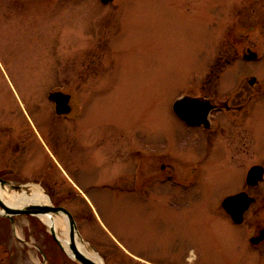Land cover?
<instances>
[{"label":"rangeland","instance_id":"rangeland-1","mask_svg":"<svg viewBox=\"0 0 264 264\" xmlns=\"http://www.w3.org/2000/svg\"><path fill=\"white\" fill-rule=\"evenodd\" d=\"M255 7L261 19L264 0H0V124H25L26 110L48 113L52 134L35 138L36 159L51 163L55 154L66 174L29 178L50 187L51 201L72 213L85 248L98 251L105 264H138L140 256L158 252L178 264H197L205 252L218 264V251L233 258L245 232L219 203L243 184L244 166L264 152V141L258 142V157L241 167L216 149L201 182L185 183L187 188L161 180L138 195L108 185L134 169L128 144L143 145L145 171L161 151L176 172L178 162L165 151L189 161L201 157L200 142L180 143L185 129L171 105L201 78L208 61L237 41ZM259 52L260 60L226 66L219 90H231L245 72L263 78L264 38ZM57 89L80 107L74 124L57 123L47 97ZM64 140L82 143L72 160L61 157ZM14 224L12 229L0 219V234L13 249L38 245L61 264L57 243L35 216L18 215Z\"/></svg>","mask_w":264,"mask_h":264},{"label":"flooded vegetation","instance_id":"flooded-vegetation-1","mask_svg":"<svg viewBox=\"0 0 264 264\" xmlns=\"http://www.w3.org/2000/svg\"><path fill=\"white\" fill-rule=\"evenodd\" d=\"M257 11L255 7L248 27L239 28L238 32H235L237 41L230 43L231 47L224 49V53L221 50L224 56L219 55L210 63L208 61L201 78L193 81L186 91L178 94L171 105L173 114L185 129L180 135V143H185L186 140L195 144L200 142L203 146L201 157L195 161H189L165 151L166 155L178 162L180 172H176L165 161L162 151L157 158L154 157L156 155L148 153L155 159L152 163L154 170L157 168L160 173L152 171L153 168L145 171L146 152L142 148L143 145L131 147L128 144L126 153L133 162L134 169L130 175H124L120 181H116V184L108 185L110 188H120L124 192L139 195L146 189H150L153 183L161 180H171L175 182V185L187 188L188 185H184L185 183L191 186L198 181L201 182L202 173L205 172L203 168L209 164L210 159L215 157L216 149H220L222 157L240 167L243 160L258 157L256 153L258 142L264 141V136L259 133L261 129H258V124L264 117V77L259 78L252 71L245 72L231 90H219L226 66L232 65L238 59L255 61L263 57L259 49L264 38V10H262L261 19H258ZM182 96H188L189 100L187 105L180 107L179 112L174 104ZM48 100L53 104L55 111V101L49 97ZM73 102L70 94V111L60 114L54 112L56 119L59 120L57 123L61 121L60 124L63 125L64 121L70 124L76 122L80 107H76ZM24 114L26 123L23 125L20 123L14 127L0 124V179L11 181L14 185H23L29 182V177L34 174L43 178L57 175L63 178L64 167L55 154L51 163L45 161V164H42V160L36 159L38 148L35 145V138L41 140L43 136L46 138L50 133L52 134L53 123L51 126L48 113H33L35 114L33 116L26 110ZM53 118L55 119L54 116ZM186 131L191 133L190 139ZM262 133L264 134V131ZM78 143L81 146L80 140L61 141L60 147L64 152L61 157L72 160L71 157L78 154V151H75ZM72 152L74 154H71ZM259 155L256 159L258 161L253 160L247 165L244 163L243 184L224 195L246 191L253 197V201L248 205L239 223L234 222L226 214L234 226L244 229L245 234L243 239L237 241L233 258L230 254L224 256L218 251V254L222 256V264H264V152ZM237 159L242 160L235 161ZM158 162L160 163L157 167ZM255 165H261L262 173L259 180L252 184L247 182L246 176L249 169ZM40 184L45 189L50 188L47 184L42 182ZM71 186L70 184L69 187ZM219 204L222 211L226 213L221 207V200ZM6 220L10 224L9 220ZM4 237L5 235L0 234V264H24V262L25 264H60L55 259L53 262L50 261L42 249L20 251L13 249L12 242ZM21 240L26 242L25 238ZM202 255L197 264H218L213 261L208 252ZM26 258L31 263L25 260ZM60 261L61 264H79L70 258L67 261L64 255ZM176 261L173 257L158 252L154 255L140 256L138 264H178Z\"/></svg>","mask_w":264,"mask_h":264},{"label":"water","instance_id":"water-1","mask_svg":"<svg viewBox=\"0 0 264 264\" xmlns=\"http://www.w3.org/2000/svg\"><path fill=\"white\" fill-rule=\"evenodd\" d=\"M102 1L109 2L111 0ZM49 97L56 101L57 112L61 113L69 110V106L66 104L69 99V94H65L61 91H53L49 94ZM188 100V97H183L177 100V102H175L174 104L175 108L180 112V107L187 105ZM261 170L262 168L259 165L251 167L247 173V182L253 184L255 181L259 180ZM4 182V180L0 179V184H3ZM19 187L20 186H17V188ZM252 199V197H249L247 193L242 191L233 195L226 196L222 201V205L234 221L240 222L242 220L244 210L252 201ZM18 214H30L37 217H39L40 215H45L50 221L53 220L54 215L63 216L66 219L68 225L70 252L66 251L63 245L61 244L59 238L57 237L54 224L52 222H48L49 231L53 235L55 240L58 242L60 247L70 257L78 260L81 264H105L99 254H97V259H93L84 253L83 247L81 245H86V242L81 237L77 229V225L73 218V215L65 207L54 205L51 202L28 203L20 206H11L8 205L5 201H3L0 196V216H5L13 220V216ZM77 241H79L81 245H79Z\"/></svg>","mask_w":264,"mask_h":264},{"label":"bare ground","instance_id":"bare-ground-1","mask_svg":"<svg viewBox=\"0 0 264 264\" xmlns=\"http://www.w3.org/2000/svg\"><path fill=\"white\" fill-rule=\"evenodd\" d=\"M0 196L8 205L11 206H20L28 203H44L49 202L48 195L38 186L30 188L29 191L18 192L16 190H10L8 188H0ZM44 221L52 222L55 226L56 231L61 230V233L57 232L58 237L60 238L61 243L64 248L68 251L69 240H68V226L66 219L61 215H54L53 220L50 221L45 215H40ZM77 243L80 245L79 241ZM84 252L91 258L97 259L95 253L88 251L84 248Z\"/></svg>","mask_w":264,"mask_h":264},{"label":"trees","instance_id":"trees-1","mask_svg":"<svg viewBox=\"0 0 264 264\" xmlns=\"http://www.w3.org/2000/svg\"><path fill=\"white\" fill-rule=\"evenodd\" d=\"M41 224V223H40ZM41 226H43V225H41Z\"/></svg>","mask_w":264,"mask_h":264}]
</instances>
